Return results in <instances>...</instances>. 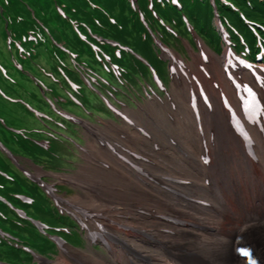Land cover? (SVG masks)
<instances>
[{
  "label": "rangeland",
  "instance_id": "rangeland-1",
  "mask_svg": "<svg viewBox=\"0 0 264 264\" xmlns=\"http://www.w3.org/2000/svg\"><path fill=\"white\" fill-rule=\"evenodd\" d=\"M132 1H134V0H132ZM98 3L104 7L108 5L106 0H99ZM214 25H218V29L221 31V34L223 37V39L221 38V40L219 42V46L221 47V51L218 52L217 55L213 54V52L205 46L203 41L200 40L198 37H196L194 34H193L194 41L189 40V38L182 37L181 35H177V38L180 40L182 45H178L172 39H170V41L168 40V42H170V44L168 43V46H166V47L164 45L160 44V46L164 49V51L163 50L162 51H156V55L158 57L160 56L163 59V60L162 59L161 60L164 61L163 62L164 64L162 65L161 68H159L157 66L156 67L152 66V67L155 69V71H157L158 77L160 79L165 78L164 74L162 73L163 72L162 70L165 71V68L168 70V78L169 79H168V81L167 80L165 81L166 90H163V91H159L156 88V86L154 87V85L152 84V81L150 79V75L144 70L145 68L143 69L141 67L142 65L139 64L135 60H133V63H132V66L134 67L133 73L128 72L127 69L125 67H123L122 65H120V68H122L123 70H121V71L115 70L114 71L117 75L119 73H121V75H118V76L120 78V81H122V80L124 81V84L122 82L121 83H119L118 81L116 82L110 76H108L107 73L103 69V64H101L102 68H97V67L92 66L90 64L88 66H84V68H86V69H84L83 72L91 73L92 76L95 77V79L98 80L100 83L104 84V83H106L105 80H107L114 87L118 86V85L121 87V89H118L115 87L114 90L112 91V93L115 95L117 100L114 99V97L109 94V96L112 97L110 99V101L113 103L112 105L115 106L119 111L122 110L121 112H124L125 110H129V111H139L140 112L139 109L141 107H144L142 113L136 112V115L139 117L141 123H143L145 126L152 129L151 130L152 136L155 133L153 131L154 126L150 123V121L148 122L149 118H152L153 113L155 111H158V110L163 111V110H165L167 105H170L169 107H171V111L176 112L177 115L175 116V123L173 125V129L168 130V131H163V133L166 135H169V136L170 135L176 136V137H178V139L173 143V146H167L163 152H160L159 150L153 151L151 149V140L148 141V140H144L142 138L140 139L139 137L136 138L134 135L137 136V134L132 132V131H134V128L123 125L124 120H122L120 117H115L114 115L112 116V114H110L109 112L102 110L103 109L102 104L95 102L94 99H96V100H98V99L96 97H93V94H89L86 92L87 97H85L84 92H83V86H78L77 87L78 89H76V92L80 94L79 99L82 102V104L86 105V107L92 112V114L90 115L89 112L84 113L80 108H74V107L69 108L70 112L77 114L78 117L83 119V120H80L79 124H76L77 125L76 127L71 128L72 131L63 130L62 127H60V125H59V122H58L59 120L54 119L53 116L50 114L52 112L46 111V117L44 118L45 115H43L42 107H39V109L33 110L32 107L35 106L36 102L41 103V105L45 109L48 106L45 103L44 96L37 94V91L35 88L31 89V86L35 87L34 81H38L41 84L46 85V84H51L50 80H48V77L51 79V81H58L59 80L57 75L49 73V71H53V70L49 69V66H52V64H54V62L52 61V64L49 63L47 61V58L45 55H44V57L39 58L37 61L40 63V65L42 67L46 68V71H41V70L37 71L34 68H30L29 70H27V74H28L27 78L32 83L30 85V87L29 86L27 87V89L23 88L21 77L17 74H16V76L14 75V77H16L17 80H21L20 86L22 88L20 90V86H16V94L14 91L15 88L5 87L4 86L5 82L0 81V97L2 99H4V100H2L0 98V102H2L4 105H7L9 109H14V112L16 113L14 118L12 119L14 121L12 126L16 127V120L17 119L22 120V123H20V125H23V124L29 125L28 123L33 122V119L30 117H26V114H24L21 110L11 108L12 106L8 105L10 103L7 100V99H9V96H16V100L18 102H20L21 104H23L28 109V111H30L29 109L34 111V112H31V111L30 112L33 114L35 121L32 123V125L27 127L35 135V137H34L35 139L33 141H36L39 137H41V138H43V141H46L49 143V146L52 149L56 148V150H57L56 152L59 154V159L56 161H53L49 158L43 157V155H41V154H38L37 157H38L39 162L42 158H45L49 162L60 165V167L63 168L64 170H57V171L54 170L56 172H52V173H50L48 171L46 172V170L53 169L50 164L49 165L43 164V166H41V163H38L39 164V167H38V166H35L32 162L24 160L19 155H18L19 157H16V163L19 164L23 168V170L30 171L34 177L40 176L41 178L46 179L47 183L56 185L60 189V190H58L57 194L59 196L63 197L64 199L68 198L65 200V202L67 204H68V202H71L72 204H74L75 207H77V208H74L71 206L72 207L71 209L73 210V212H76V213L80 212L82 214L81 215L82 220L88 219L90 222L99 221L106 226V228L110 231V233H112L118 237V238H116L115 241H112L108 237H103L105 240L111 242L113 249L110 251L106 247H104L102 242L97 241L95 243L89 244V242L85 238L87 236V232L80 225L78 226L76 221L75 222L66 221V223H60L56 219L58 216H61V215L60 214L58 215L55 213L56 209H55V206L53 205L51 199L49 197H47L43 193L44 191L41 189L43 192L41 190H39V191L42 194V198L39 197L38 195H35L34 197L36 198L37 206L41 207L43 209V213H37L36 211H34L30 207V208H28L29 214H28L27 220L30 223L38 222V223L45 225V227L48 228L47 233H45V236H44L42 233L36 232L34 229H31L29 227H27L24 230L16 229V230L12 231L13 234L16 231V240L18 239V237L22 238L21 241L26 244V246L31 251V253H29V252L23 253L20 251V257L19 258H11L10 259L8 257L10 255L7 254V252H11V249L8 248L6 245H3V247H0V263H2V264H36L37 263L36 256H38V257H42L46 260H52V262H54L55 264H101V263L102 264H104V263L105 264H131V260L136 261L139 264L140 263L146 264L145 262L140 260V257L138 255H134V257H133V255L130 253V251L122 248V244L119 243V239L121 241H123L124 243L129 244L128 245L129 247L133 248L138 253H141L144 256H145L144 252H150L151 251V249H145V250L140 249V247H142V244H144V243L153 245L154 243L157 244L160 242V244L161 243H163V244L167 243L166 244L167 246L169 243H171V240L168 241V239L159 240V239L153 237L154 239L150 240V239L144 237V234L146 233V230H147V226L144 225V222H146V221L150 222L148 220L151 217V212L147 211L145 209V207L142 206L144 209L143 210L140 205H137L139 208L133 209V205L131 204V202L124 200L122 198L121 194L119 193L118 188L116 186V181L114 180V177L116 176V174H120V176L123 178V181H120L121 185H127L129 182L141 184L144 187L143 196H146L147 191L151 190L153 192V194L159 198H160V196H162L163 198L166 196L171 197L170 193H166V194L161 193V191H165V190H167L168 187H170L171 192L175 193L177 195H179L181 192L186 195V192H187L188 198L192 199L193 201H195V200L199 201V198H201V197L196 196V195H191L195 191L196 186H198L200 188H205L204 184H206V183H205V180L200 176V168L196 165H191V164H186V163L181 162V159L184 158L185 151L189 148V145L185 142V138L188 136H192L199 131V127H198L197 122H196V120H198V119L195 120L194 117L190 114V113H192L191 110H193V109L192 108H190V109L184 108L181 105V103L188 106L189 105L188 99H192V98L202 99L201 96L200 95L197 96L196 93H194V92L191 93V91H190L189 92L190 95L188 97V91L185 90L182 93L183 95H181L177 92L176 89H174L175 92L172 95H170L171 96L170 101H167L164 104L157 105V103H156L157 101L155 102V104L153 103V105L149 104V102H150L149 98H152V100H154L155 97L159 96V99L166 101L168 98V94L172 93L174 83H175V77L178 75V77L176 79V83L178 82L176 84L177 86L179 85V83H181V84L185 85L186 88L193 89L194 91L195 90L198 91V89L202 88L204 90L203 93H205V95L202 97H205V96L207 97V94L209 95V97H207V101L204 102V103L208 102L206 104V106H208V107L210 106V104H209L210 98L212 100H213V98L214 99L217 98V100L219 102H221V100H222L221 109H223L226 106V104L223 102L224 97L222 96V92L224 91V94H226L225 88L229 87L228 89H230V87L232 86V81L230 79H228L227 76L226 77L224 76V74L228 70L227 68L231 69V68L235 67L236 70L240 71L239 74H241V76L244 73H248L249 75H251V74H253L251 72H254L255 69H258V68L264 69V61H259L258 58L256 60H254L253 62H249V64L247 65L248 68L245 66L243 68L242 65H240L243 63H241L238 60L239 56H237L238 62L235 61L234 60L235 56L232 53L233 51L229 52L226 49V48H228V46H227L228 45V37L225 36L224 31L221 28V25L216 20H214ZM1 26L2 25H1V18H0V30H1ZM0 36H1V33H0ZM215 47L213 49H215ZM2 48H3V38L0 37V50H2ZM205 49L208 52L206 54L205 53L202 54L203 50H205ZM225 51H228L230 53V55L232 56V58L230 60L227 59V61H225L226 62L225 64L222 63L223 65L222 64L220 65V62H218V61H219V59L221 61L223 60V58H220V57L225 54ZM164 52H170V53L176 54L177 56L182 58L185 63H187L189 65V66H185V68H187V71H188L187 78H185L186 76L183 77L184 73L182 70H180L179 67L176 66V68L172 69L174 63L172 62V60L170 58L165 56ZM260 54L264 56V49H262V52H260ZM215 57H217L219 59L215 60L214 59ZM64 58H68L69 66L74 69V65H75L74 60H72L68 56H66ZM62 61L64 62L63 59H62ZM0 62H2L3 64H6L2 60L1 52H0ZM106 63L108 64V62H106ZM238 63H240V64H238ZM177 68H179V69H177ZM88 69L91 70L92 72H89ZM1 70H2V72L7 74V76H5V77L3 76L4 78H6V77L9 78L8 75L10 73L13 74V71L8 70L4 65L1 67ZM258 70H259V72L257 73V75L262 76L261 79L264 81V71H262L260 69H258ZM111 75L113 76V78L115 80H117L116 76L113 73ZM241 76L240 75L238 76L239 80L242 79ZM252 76H254V75H252ZM217 77H219V79ZM238 77H236V78H238ZM100 78L104 79V82H102L100 80ZM9 79H10L9 81L13 80L11 78H9ZM91 80H93V78H91ZM153 80H155V79H153ZM63 81H64V83H66V85H64L62 82L61 87L62 86L63 87L60 89V92L67 95L66 91H65L66 90L65 86H67V84H69V83L66 79H64ZM82 82H83V85H86L88 88H90V85L87 84L84 80H82ZM238 82H239V84L241 83L240 81H238ZM148 83H150V85H148ZM151 85L155 88L157 94L154 93L153 90L150 88ZM98 87H100V86H98ZM248 89H249V87H248ZM39 90H40V88H39ZM50 90H52V89L50 88L48 91H50ZM19 91H20V93H19ZM40 92H41V90H40ZM100 92L104 94L105 90L103 88H100ZM238 94H239V97H241V92ZM67 96H69V95H67ZM89 96L92 97V99H90ZM184 96L186 98H185V100L182 101ZM48 97L50 99H53V95H51V94H48ZM33 98L36 99L35 103H33V101H32ZM74 99H76V98L74 97ZM5 100H7L8 103H6ZM60 102L65 103L64 100L63 101L61 100ZM172 103H174V105H175L174 109L172 108ZM246 105L247 106L249 105L248 102H246ZM243 107H244V105H243ZM0 108H2L1 103H0ZM225 108H227V107H225ZM99 110H102V112ZM216 111H217V106L213 105V110L211 112L206 110L207 113H205V112H203L204 114L201 113V120L200 121H201L202 128L204 131L211 124V122L215 119L214 113ZM37 112L40 114L41 118L44 119L43 122L36 121ZM244 113H246V112H244ZM254 113H256V111H254ZM74 114H71V115L76 116ZM143 114H145L146 116H144ZM226 114H224L225 118L227 117L226 124H225L227 126L226 132L228 131V133L230 132L232 135L234 134L235 141L238 140V142L240 143L241 149L239 148L240 151L235 150L233 152H229L228 150H226V151L220 152V154H219V160H221L220 161V163H221L220 170L217 172V174H215V176H213L215 178V179H213V183H214V186L216 187L214 189H219L220 193H222V195H220V196L222 197L224 195V197H225V203H223L222 200H219L220 204L223 207H222V212L219 213L218 217L219 218L224 217V218L229 219L227 224H226L227 226H223V228L220 230L222 234H224V232H226L225 230L227 228L234 227L233 225L235 223H237V225H239L240 221L248 220V218L252 217L255 213L264 212V185H263L264 183L262 182L263 179L254 178L253 175L251 174V172L257 173V171L253 170V168H252V166L254 165L255 162L256 163H260V162L264 163V157H263L264 154L259 155V159H256V155H255V157H248L246 155V153H244L243 142L240 138L243 136L242 131L239 130V126H237L235 123L232 122V118H234V116H232V114L229 113V111H227ZM97 115H99L101 118L97 117ZM262 116H264L263 113H262ZM4 117H6V119H7V116L4 115ZM240 117L242 120H245V117L243 114H241ZM257 118H258L257 121L260 123L261 129H264V126L261 124L262 121L260 120V116L258 115ZM56 120H58V121H56ZM81 121L83 123H87L89 126H92L93 129H94V127H100L104 131V133L107 134L105 137H103L105 139L102 140V143L100 145H98L101 148H98V146H97L98 140L95 139L93 136H91V138H92L91 142L92 143H90V140L87 139L88 134H86L85 127ZM8 122H9V120H8ZM108 123H111V124H108ZM113 123H115V124H113ZM54 125L56 126V128L53 127ZM85 126H87V125H85ZM120 126H123V127H120ZM107 128H111L110 133L106 130ZM140 128L141 127H136L137 130ZM53 129L55 130V132L53 131ZM118 130H122L123 132H118ZM64 131L67 134H69L74 139V142L77 143L78 145L74 146L73 144L71 145V144L66 143L63 140V138H66V136L64 135L65 134ZM54 133L55 134L57 133V135L60 136L59 140L57 138L51 136V134H54ZM131 135H133V136H131ZM123 137H125L127 140H123ZM133 137H135V139ZM106 138L109 141L110 140L117 141L116 143H120L121 141L119 139H121L126 144L128 143L129 145H131L130 147L134 148L135 150L138 149L140 151H143V150L146 151L148 157L154 158V156H155V158L153 160L154 162L152 160H150L148 162V164L152 163L151 165L153 167H148L147 173H149V176L155 181L156 187L150 189L145 185V182L144 183L140 182V181H143V178H145L146 176L140 178V176H137L136 174H130V175L127 174L125 172V168H126V166L127 167H129V166L124 162L121 164L119 161L114 159L113 155L110 152L109 153L111 154L112 159L114 161H116L117 164L119 165V167H121L122 169L119 168V170H118V169H116L117 167L115 166V167H112L111 172L109 171L110 173L95 169V168H97L96 164L92 160H89V156L87 155L88 153L85 154L83 152V150L87 149V151H90V152L92 151L91 153L93 156H95V155L98 156L99 154L100 155L108 154L107 152L102 150V148L105 149L103 142L108 141ZM116 138H119V139H116ZM257 140H259V141H257V143L261 142L260 139H257ZM211 141H212V139H209V142H211ZM209 142L206 143L204 141L199 140V145L201 147H204L205 151H206V149L211 151V149H209L211 147ZM245 148H246V146H245ZM255 149H256V147H255ZM94 150H96V152H94ZM209 153L210 152H208V154ZM256 153L257 152H255V154ZM53 154L55 155L54 150H53ZM224 154H225V156H224ZM241 155L244 156V159H241L242 158ZM171 156H173L175 158L173 164H170L168 162V160L166 161V159L168 157L170 158ZM220 156L222 157V159L220 158ZM98 157H100V156H98ZM216 159H218V156H216ZM223 159H225V161ZM234 160L237 162L234 163L235 162ZM205 162H206V160H205ZM124 164L126 166H124ZM60 167H59V169H60ZM167 167H170L171 170L168 171ZM255 168L259 169L258 167H255ZM82 169H86V170L81 171ZM228 170H229L230 174L228 173ZM107 173H109L110 175H105ZM227 173H228V175H226ZM68 176L70 177V179L74 180L75 182H76L75 176H77L76 179L78 178V183L68 181L66 179H65L66 180L65 181L63 179V177L68 178ZM263 176H264V172H262L259 175V177H263ZM229 177H230V179H229ZM20 178H22V175H21V173L17 172L16 173V179L18 182L20 181ZM127 178H129L128 181L126 180ZM135 178H136V180H135ZM171 179H173V180L174 179H182L185 181V185L187 187L186 186L182 187V185L175 184L173 181H171ZM227 179H228V181H227ZM258 180H260V181H258ZM81 181H83L87 185L86 187L89 186L88 187L90 189L89 192H87V193L84 192L85 186L80 185ZM148 181L150 183V186L154 183V181H151L149 179H148ZM188 181H191V182H188ZM18 182H16V185L20 184ZM193 182H194V184H193ZM261 182H262V184H261ZM25 183L28 185H32V184L34 185L35 184L34 182H32L29 179L26 180ZM77 184H78V186H77ZM62 186H65V187L67 186L66 189L69 188L70 191L66 192L64 189L60 188ZM91 188H94L95 190H97V194H98V192H100V195L96 196L97 194L96 195L91 194V195L86 196V194H89L91 192ZM193 188H194V190H193ZM159 190H160V193H159ZM207 193L208 192L206 191L204 196H206V200H209L208 198L211 195L209 193L208 194ZM228 193H232V195L229 196ZM16 196L17 197H27V198L33 199L32 196H30L26 193H19V194H16ZM196 197H199V198H196ZM82 198L86 199V201H88L89 203H92L91 205L96 204L97 206H99V208H104V209L112 208L115 211V213H121V214H119L118 217L123 218V219L120 221H116V220L110 221L107 217H104L103 215H100L99 213L89 211L88 209H85L86 208L85 206L83 207L82 205L76 204V201L82 202L85 204L86 202L83 201ZM173 200H174V202H176L178 199H173ZM241 203H243V207H239ZM7 205L12 210H15L16 212L22 211L23 213H26V210L19 204H16V209H14L12 205H9V204H7ZM182 205L185 206L186 209L184 207H182V208L184 211L187 210V214H185V215L183 214L181 216L179 214L178 215L176 214L175 216L172 215L170 217L171 218L174 217V219L178 220V221H180V220L185 221L186 220L189 223L191 221L192 227L189 229V236L190 237H193L194 234H196L195 232H197L198 237H199V235H202V233L200 234L197 231L198 230L197 228L203 227V225H201V222L208 224V225H212L213 223H217V220H216L217 215L214 212H212L211 210H209L210 204L207 203L206 201L203 200L202 204H198V205H192V204H186L185 205L182 202ZM61 206L64 207L63 203H61ZM260 206H262V208ZM212 207H213V205L211 206V209H212ZM112 209H110V210L112 212H114ZM225 209H227V210H225ZM120 210H122V211L119 212ZM46 211L49 213V215L46 214ZM175 212H177V211H175ZM83 213L84 214L88 213V215L85 216V215H83ZM148 213H150V215ZM125 215L129 216V218L124 219ZM61 217L63 218V216H61ZM127 219H130V220H127ZM131 220L137 221L140 224L139 226H135L136 231L129 229V228H123L121 225H119V224H122L124 226L125 225L128 226L130 224L135 225V223H131ZM178 221H176V222H178ZM263 221H264V218L262 217L260 219V221H258V223L259 222L263 223ZM253 224H255V222ZM167 225H170V224H167ZM64 226H66L70 230V233L67 232V228ZM199 226H202V227H199ZM263 227H264V225H263ZM257 228L258 227L256 225L250 226V229H252V231L257 229ZM218 230H219V227L217 228L216 231H218ZM206 231H214V230L208 229ZM102 232H105V231L102 230ZM215 232L211 233L210 236H204L203 238L199 237L200 241L201 242L204 241L203 243L206 242V246H207V244L209 243L208 239H210V237ZM2 234H9V232L5 228H3V226H1V224H0V239L3 240L4 238L2 237ZM227 234H229L228 229H227ZM133 235H134V237H136V240L130 239V237L133 238ZM49 237H57V238L63 240L64 242H67L68 244H70L72 246H76V248H78V249H76V248L72 249V247H70L69 245L62 244L61 246L64 245V247L67 251H78V252H81L84 256H86L85 254H87V256L94 254L96 256V259L88 260V259H84L81 257H74V259H72V258L67 256V254L65 253L63 248L61 250H59V253H58L57 245ZM127 238H129L136 245H139V246L138 247L133 246L132 245L133 243L131 244L128 241H126V240H129ZM139 242H141V244ZM209 244L213 245L217 249V245L213 241H210ZM193 246H196V243H194ZM153 248H156V247H153ZM220 249L221 248L218 247V250H220ZM196 252H199V250ZM200 252H203L204 254L200 253ZM200 252H199L200 254H202L204 256L208 255V257H209V254H207L208 251L206 250V248H205V250L200 249ZM184 253H185V251H177L175 248H173L170 252H168V253L166 252V256H165L166 261L164 260L163 262L165 264H176V262L173 259L180 257ZM2 254L4 256H2ZM195 254L199 255L198 253H195ZM148 255H150V254H148ZM26 256H30V259H25ZM122 258H125V260H123ZM146 258H148V257H146ZM209 259L214 264V262H213L214 259L213 258L211 259V256L209 257ZM8 261H12V262L9 263Z\"/></svg>",
  "mask_w": 264,
  "mask_h": 264
},
{
  "label": "trees",
  "instance_id": "trees-1",
  "mask_svg": "<svg viewBox=\"0 0 264 264\" xmlns=\"http://www.w3.org/2000/svg\"><path fill=\"white\" fill-rule=\"evenodd\" d=\"M98 1L99 0H0V18L2 25L0 33L4 39L6 38L7 32L12 36L9 49L13 50L14 57L25 70L28 68H34L33 62L42 49L43 51L48 52L49 59L53 61L58 60V62L62 64L61 67H63L64 64L59 57H66V54L57 45L61 42H65L70 49L78 52L79 57L82 56L83 58V56L87 54L90 57V65L101 68L100 63L94 58V53L91 51L88 44L89 41H92L100 47L102 46L107 53H110L115 62L125 67L130 73H133L134 69L132 66L133 60L137 61L150 75L151 81L152 75L149 72L150 69L148 65L161 68L164 64L156 55V51L159 49L154 43L152 34L161 37L160 41L164 45H168L167 43L170 44V42H168L170 39L174 40L178 45H182L177 38V35H181L182 37L189 38V40L193 41V35L187 27L184 16L187 17L188 23L191 25L196 36L205 42L210 48L216 46L215 49L217 52L221 51V47L219 46L221 38L214 25V19L216 18L215 12H217L218 18L223 24V27L227 30L236 49L241 51L243 48L248 47L247 57L251 60H253L255 52L259 49L257 45L258 40L255 35L264 43V0H213L214 4H212L211 0H178L181 8L173 5L170 0H152V9L148 7L150 0H138V5L144 13L143 15L146 24L141 21L138 13L130 7L128 0H106L108 5L105 7L99 4ZM57 7L62 9L65 14L64 17L58 13ZM159 18H162L164 23L160 22ZM73 22H75L76 25ZM245 22L256 24L257 26L254 28L256 33H253ZM74 27H78L79 30L86 35L87 41H83L78 37ZM166 27L171 28L176 34L168 30ZM30 34L35 37L34 40H28V35ZM93 36L117 41L123 46H128L132 52L140 55L146 60L148 65L137 58L133 53L124 50H120L121 56L116 57L113 53L114 48L110 44L105 42H103L104 44H100ZM13 40H16V43L20 42L23 46H29L26 48L29 50L28 56L24 51H20L17 48ZM0 52L2 59L9 64H4L8 70L15 71V74L21 77L26 76L23 71L16 69L8 59L6 56L7 51L4 53L0 50ZM57 64L58 63H56V66ZM56 66L54 70L58 74ZM162 71L165 77L164 81H168L167 69L165 68V71ZM68 74L72 76L75 81L80 83V86H83L85 97H87L86 92L93 94V97L98 99H94L95 102L102 104V107L107 110L99 96L86 85H83L82 79H80L79 75L70 72H68ZM10 75L12 77L14 76L12 74ZM109 76L117 82L111 74H109ZM14 79L9 81L10 79L4 78L0 72V81L5 82V87L15 88L14 91L16 94V86H20V82ZM25 80L29 85L32 84L27 77H25ZM63 80L64 79H62L63 84L66 85ZM118 82L124 84L123 80H119ZM99 86L100 87L93 85V87L99 91L100 88L107 89L108 87H110V90L112 91L115 87L121 89L119 85L112 87L102 83ZM51 87L55 93H59L63 86L61 87V85L57 86L53 84ZM65 87V91H69L79 98L80 94L72 91L69 85ZM21 88L22 87L20 86V90ZM32 88H35L37 94H39L36 85ZM65 98L67 104L77 107L69 97L65 96ZM5 102L8 103L7 100H5ZM0 103L3 108H0V137H2L3 141L8 144L9 149L13 153L22 155L30 160L32 159V161L35 160L33 161L34 163H38L36 162L38 160V154L53 161L59 159L56 154H53V150L55 152L57 151L56 148L51 150L43 149L36 143L37 140L33 141L35 139L34 134L25 137L9 130L7 127L19 128L25 125H20L22 120L17 119L16 127L12 126L14 123L12 119L16 114L14 109H8L7 105H4L2 102ZM11 108L21 110L28 117L32 118L33 122L35 121L33 114L28 111L23 104L17 103ZM46 108L48 109L47 111L52 112L58 118H62L56 114L51 107L47 106ZM4 115L7 116L9 122ZM43 120L44 119H36L38 122H43ZM40 162H42L41 165H43V163L49 161L47 159L43 160L42 158ZM17 172L21 173L12 162L0 152V196L5 198L6 201L10 202L14 207H16V204L21 205L26 210V214H29L28 208L30 207L37 213H43V209L37 206L36 198L34 197L35 195H38L42 198V194L39 191L41 189L35 184H26L25 181L27 179L22 173L21 175L23 179L20 178V181L18 182L16 179ZM5 174H7L8 177ZM16 182L20 184L16 185ZM19 193H26L32 196L33 201L30 204L23 203L15 196ZM46 214L49 215L47 211ZM56 219L60 223L70 221L68 218L64 219L59 216ZM0 224L14 238H16V231L14 234L12 231L16 229L24 230L29 227L36 232H39L32 223L27 219L19 217L16 212L2 201H0ZM18 239L20 242L17 243L18 245H21L23 243L21 241L22 238L18 237ZM3 240L0 239V247L6 245L11 249V252H7V254L10 255L8 256L10 259L19 258L20 251L26 253L23 249L13 246V242L9 243L5 239ZM2 256L4 255L2 254ZM25 259H30V256H26ZM8 262L10 263L12 261Z\"/></svg>",
  "mask_w": 264,
  "mask_h": 264
},
{
  "label": "bare ground",
  "instance_id": "bare-ground-1",
  "mask_svg": "<svg viewBox=\"0 0 264 264\" xmlns=\"http://www.w3.org/2000/svg\"><path fill=\"white\" fill-rule=\"evenodd\" d=\"M227 50L230 52L229 49H227ZM228 51H225V54L220 57V58H223L222 61L217 57H215L214 59L215 60L219 59L218 62H220V65L222 63L225 64L226 63L225 61H227V59L230 60L232 58V56L230 55V53ZM207 52L208 51L205 49V50H203L202 54H204V53L206 54ZM164 54L166 57L170 58L172 60V62L174 63L173 69L176 68V66L179 67L180 70H182L184 73L183 77L186 76L185 78H187L188 71H187V68H185V66H189V65L187 63H185L183 61V59L180 58L179 56H177L176 54H173L170 52H164ZM238 64H240V63H238ZM179 68H177V69H179ZM227 69L228 70L224 74V76L225 77L227 76V78L232 81V86L230 87V89H228L229 87L225 88L226 94H224V91L222 92V96L224 97L223 102L226 104L225 107H227V108L224 107L223 109H221L222 100H221V102H219L216 97H215L216 99L213 98V100L210 98V100H209L210 106L209 107L206 106L204 102L207 101V97H209V95L207 94V97L206 96L202 97L205 95V93H203L204 90L202 88L198 89V91L197 90L194 91L193 89L186 88V86L181 84V83H179V85L177 86L176 84L178 82L176 83V79H177L178 75L175 77V83H174L172 93L168 94V98L166 101H163V100L159 99L158 97H155L154 100H152V98H149V101H150L149 104L153 105V103L155 104L156 101H157L156 102L157 105L164 104L167 101H170V99H171L170 95H172L175 92L174 89H176L177 92L181 95H183L182 93L186 90V91H188V97L190 95L189 92L191 91V93L194 92V93H196L197 96L200 95L202 98V99H197V101L188 99L189 100L188 106L181 103V105L184 108H188V109H190V108L195 109L196 108V109H198V113H196L195 115H194L193 110H191L192 113H190V114L194 117L195 120L198 119V120H196V122H197V125L199 127V131L196 134H194L192 136H188L185 138V142L189 145V148L185 151L184 158L181 159V162L198 166L200 168V176L205 180V183H206V184H204L205 188H200V187L196 186L195 191L191 195L199 196L204 201H206L207 203L210 204L209 210H211L212 212H214L217 215V219H216L217 223H213L212 225H208V224L201 222V225H203V227L199 226L202 228H197L198 229L197 231L200 234L202 233V235H199V237L203 238L204 236H210V234L215 232L217 230V228L219 227V230L216 231L210 237V239H208L209 243H210V241H213L217 245V249L213 245H210L209 243L206 246V242L205 243H203L204 241L201 242L199 237H198L197 232H195L196 234H194L193 237L189 236V229L192 227L191 221H190V223L187 222L186 220L185 221L184 220L178 221V220H175L174 217L173 218L170 217L172 215L175 216L176 214L177 215L179 214L180 216L183 214L184 215L187 214V210H185L186 211L185 212L182 208V207L185 208V206L182 205V202L185 205L186 204L198 205V204H202L203 200L201 198L196 197V198H199V201L198 200L193 201L192 199L188 198L187 192H186V195L182 192L179 195H177V194L171 192L170 187H168L167 190H165V191H161V193L162 194L170 193L171 197L166 196L163 198L162 196H160V198H159V197L155 196L151 190H148L147 195L143 196L144 187L141 184L129 182L127 185H121L120 181H123V178L120 176V174H116V176L114 177V180L116 181V186L118 188L119 193L121 194V196L124 200L131 202V204L133 205V209L139 208L137 205H140L142 209H143V207H145V209L147 211L151 212V217L148 220L150 222H147V221L144 222V225L147 226V230H146V233L144 234V237H146L150 240L154 239L153 237H155L159 240H166V239H168V241L171 240V243H169L168 246L166 245L167 243H164V244L161 243L160 244V242L157 244L154 243L153 245H150L147 243L142 244V247H140L141 250L142 249H144V250L145 249H151L150 252H144L145 256L149 258L148 259L143 254L138 253L136 250L129 247L128 246L129 244H126L119 239V243L122 244V248L130 251V253L133 255V257H134V255H138L140 257V260L145 262L146 264H165L163 261L165 260L166 252L167 253L170 252L173 248H175L177 251H185V253L182 254L180 257L173 259L176 262V264H213L212 261L209 259L210 256H211V259L212 258L214 259L213 260L214 264H246L247 258L240 256L236 251L237 248L243 247V246H250L253 250L252 255L255 259L258 260V264H264V227H263L264 221H263V223L262 222L258 223V221H260V219L262 217L264 218V214H263L264 212L255 213L252 217L248 218V220H244V221H240V222L238 221L239 225H237V223H235L233 225L234 227L227 228L229 230V234H227V229L225 230L226 232H224V234H222L220 231L223 228V226H227L226 224H227L229 219L224 218V217H222V218L218 217L219 213L222 212V207H223L220 204L219 200H222V202L225 203V197H224V195L222 197L220 196V195H222V193H220L219 189H214L216 187L214 186V183H213V179H215L213 176H215V174H217V172L220 170V165H221V163H220L221 160H219L220 152L226 151V150H228L229 152H233L235 150H239V148H240V143L238 142V140L235 141L234 134L232 135L230 132L229 133H228V131L226 132L227 126L225 124H226L227 117L225 118L224 114H226L227 111H229V113H231L232 116H234V118H232V122L235 123L237 126H239V130L242 131L243 136L251 133L252 141H251V143L246 144L245 146L250 147L252 142L255 143L256 149L252 153V154H254V157L256 155V159H259V155L264 154V129H261L260 123L257 121V119H258L257 117L259 115L260 120L262 121L261 124L264 126V116H262V113L264 114V81L261 79L262 76L257 75V73L259 72L258 69H260L262 71H264V69L258 68V69H255L254 72L250 71L253 74L249 75L248 73H244V74H242V76H241V74H239L240 71L236 70L235 67H233L231 69L230 68H227ZM238 74L242 77V79L239 80ZM252 75H254V76H252ZM219 77H217V78L219 79ZM236 77H238V78H236ZM238 81H240L241 83L239 84ZM247 86L249 87V89ZM240 92H241V97H239V94H238ZM185 98L186 97L184 96L182 101L185 100ZM245 101L248 102V104H249L248 106L246 105ZM206 103H208V102H206ZM213 105L217 106V111L214 113L215 119L211 122V124L204 131L202 128L201 121H200L201 120V113H203V112L207 113L206 110L211 112L213 110ZM243 105H244V107H243ZM169 106L170 105H167V107L163 111H159V110L155 111L153 113L152 118H149L148 122L150 121V123L154 126L153 131L155 133L153 134V136L151 133L152 129L145 126L143 123H141L139 117L136 115V112H139V111L125 110L124 112H122V114L124 115V118H125V119H123L124 120L123 125L134 128V131H132V132L137 134V136L134 135L136 138L139 137L140 139L142 138V139L148 140V141L151 140V149L153 151L159 150L160 152H163L167 146H173V143L178 139V137H176V136H172V135L169 136V135H166L163 133V131H168V130L173 129V125L175 123V116L177 115L176 112L171 111V107H169ZM143 108L144 107H141L139 109L140 110L139 113H142ZM172 108L173 109L175 108L174 103H172ZM254 111H256V113H254ZM244 112H246V113H244ZM241 114L244 115L245 120L241 119V117H240ZM143 115L146 116L145 114H143ZM125 120H128V121H125ZM108 124H111V123H108ZM113 124H115V123H113ZM83 125L85 127L86 134H88L87 139L90 140V143H92L91 142L92 141L91 136H93L95 139L98 140L97 146L100 145L102 143V140L105 139L103 137H105L107 134L104 133V131L100 127H94V129H93V127L89 126L87 123H83ZM85 125H87V126H85ZM120 127H123V126H120ZM136 127H141V128L137 130ZM111 128H107L106 130L110 133ZM122 130H118V132H123ZM131 136H133V135H131ZM135 137H133V138L135 139ZM116 139H119V138H116ZM209 139H212V141L209 142ZM257 139H260L261 142L257 143V141H259ZM119 140L121 141L120 143H116L117 141H112V140H110V141L108 140L107 142H103L105 149L102 148V150H104L108 154H102V155L99 154L98 156H100V157H98L95 154L94 155L96 157L93 156L91 153L92 151L91 152L87 151V149L83 150V152L85 154L88 153L87 155L89 156V160H92L96 164L97 168H95V169L102 170L104 172H109V171L111 172L112 167H115V166L117 167L116 169H118V170H119V168H121V167H119L117 162L112 159L111 154L113 155V158L116 159L117 161H119L121 164L123 162L126 163L125 161L128 160L129 162L134 163L136 166L138 165L137 167H138L140 173H138L136 170H133L131 167H127L124 164V166H126V168H127V169L125 168V172L129 175L130 174H136L137 176H140V178L146 176L145 178H143V181H140V182H143V183L145 182V185L150 189L155 188L156 187L155 181L149 176V173H147V168L153 167L151 165L152 163L148 164V162L150 160L153 161L155 156H154V158L148 157L146 151H144V150L140 151L138 149L135 150L134 148L130 147L131 145H129L128 143L126 144L123 141V140H127L125 137H123V140H121V139H119ZM199 140L204 141L206 143L209 142V144L211 146L209 149H211V151L206 149V151H207L206 152L204 147H201L199 145ZM98 148H101V147L98 146ZM94 152H96V150H94ZM208 152H210V153L208 154ZM255 152H257V153L255 154ZM245 153L249 157L250 153L249 152H245ZM119 156H121L123 159L126 158V159H124L125 161L120 159ZM216 156H218V159H216ZM224 156H225V154H224ZM241 156H242L241 159H244V156L243 155H241ZM220 158L222 159L221 156H220ZM167 160L170 164H173L175 158L173 156H171L170 158L168 157L166 159V161ZM205 160H206V162H205ZM223 160L225 161V159H223ZM236 162L237 161H235L234 163H236ZM126 164L128 165V163H126ZM255 167H258L260 170L256 169ZM252 168H253V170L257 171V173L251 172L253 177L257 178V179H263L262 182L264 183V176L259 177V175L262 172H264V163L263 162H260V163L255 162L254 165L252 166ZM167 169H168V171L171 170L170 167H167ZM84 170H86V169H82L81 171H84ZM109 173H107L105 175H110ZM228 173H229V170H228ZM228 173L226 175H228ZM76 177L77 176H75V180L78 183V178L76 179ZM63 179L75 182L74 180L70 179L69 176H68V178L63 177ZM148 179L151 181H154V183L151 186H150ZM229 179H230V177H229ZM126 180L128 181L129 178H127ZM135 180H136V178H135ZM171 181H173L175 184L182 185V187L186 186L185 181L182 179H174V180L171 179ZM227 181H228V179H227ZM258 181H260V180H258ZM188 182H191V181H188ZM262 182H261V184H262ZM193 184H194V182H193ZM80 185L85 186L84 187L85 193L90 191V189L88 188L89 186L86 187L87 185L83 181L80 182ZM77 186H78V184H77ZM193 190H194V188H193ZM206 191L211 195L208 198L209 200H206V196H204ZM159 193H160V190H159ZM91 194L96 195L97 190H95L94 188H91V192L89 194H86V196L91 195ZM98 195H100V192H98V194L96 196H98ZM228 195L231 196L232 193H228ZM82 199H83V201L86 202L85 204L82 202H78V201H76V204L82 205L83 207L85 206L86 207L85 209H88L89 211H92L95 213H99L100 215L107 217L110 221H113V220L120 221L123 219V218L118 217L119 214H121V213H115V211L112 208H108V209L99 208V206H97L96 204L91 205L92 203H89L84 198H82ZM173 199H178V200L176 202H174ZM62 203H63L66 211H68L69 213H71V215L76 217V219L79 222H82L81 226L87 232V239L89 240V244H91L90 243L91 239H93L95 241L102 242L104 247H106L109 251L113 249L111 242L105 240L103 237H108L112 241H115L116 238H118V237L116 235L110 233V231L106 228V226L103 223H101L99 221L90 222L86 218H85L86 220H82V218H81L82 214L80 212L79 213L73 212V210L71 209L72 207L77 208L74 206V204H72L71 202H68V204H69L68 205L65 201ZM212 205H213V207L211 209ZM239 207H243V203H241ZM260 207L262 208V206H260ZM110 209H112L114 212H112ZM225 210H227V209H225ZM121 211L122 210H120L119 212H121ZM175 211H177L178 213ZM148 214L150 215V213H148ZM125 218H129V216L125 215L124 219ZM127 220H130V219H127ZM132 220H131V223H135V225H131V224L128 226H126V225L124 226L122 224H119V225H121L123 228H129V229L136 231L135 226H139L140 224H139V222L132 221ZM176 221H178V222H176ZM88 222L90 224H93L94 227L91 228L90 224ZM254 222H255V224H253ZM167 224H170V225H167ZM251 225L252 226L256 225L258 228L252 231L253 228L250 229ZM99 226H100V228H99ZM102 229H104L105 232H102ZM208 229L214 230V231H206ZM238 237L242 238V239L238 240ZM127 239H129V238H127ZM130 239L136 240V237H134V235H133V238L130 237ZM130 239L126 240V241H128L131 244L133 243L132 245L135 247L139 246V245H136ZM139 243L141 244V242H139ZM194 243H196V246H193ZM153 247H156V248H153ZM218 247L221 249L218 250ZM62 248L65 251V253L67 254V256L72 258V259H74V257H81V258L88 259V260L96 259V256L94 254L88 255V256H87V254H85L86 256H84L81 252H78V251H67L65 249L64 245L60 247V249H62ZM205 248L208 251L207 254H209V257H208V255L204 256V255L200 254V253L204 252V251L200 252V249L205 250ZM198 250L200 253L196 252ZM195 253H198L199 255H196ZM148 254H150V255H148ZM122 259L125 260V258H122ZM49 264H55V263L51 262ZM131 264H139V263L131 260Z\"/></svg>",
  "mask_w": 264,
  "mask_h": 264
},
{
  "label": "clouds",
  "instance_id": "clouds-1",
  "mask_svg": "<svg viewBox=\"0 0 264 264\" xmlns=\"http://www.w3.org/2000/svg\"><path fill=\"white\" fill-rule=\"evenodd\" d=\"M129 1V3H130V7L135 11V12H137L138 13V15H139V17H140V19H141V21L144 23V24H146L145 22V18H144V13L142 12V9H140L139 8V5H138V0H134V1H132V0H128ZM170 2L173 4V5H175V6H177L178 8H181V5H180V3L178 2V0H170ZM148 7L150 8V9H152L153 8V6H152V0H150L149 1V5H148ZM57 11H58V13L62 16V17H64L65 16V14L63 13V11H62V9L60 8V7H57ZM113 19V18H112ZM159 20H160V22H162V23H164V21L162 20V18H159ZM74 24H75V22H73ZM76 25V24H75ZM147 26V25H146ZM74 29H75V31L77 32V35H78V37L81 39V40H83V41H87V37H86V35L84 34V33H82L80 30H79V28L78 27H74ZM89 29V28H88ZM152 34V33H151ZM1 38H3V42H5V43H3V48H2V50L1 51H3L4 53L7 51V54H6V56L8 57V59L12 62V64L15 66V68L16 69H18V70H20V71H23V73L26 75V76H24V77H21V80H22V85H23V88L24 89H27V87L29 86L30 87V85L28 84V82L25 80V77H27V70H29L30 68H28L27 70H25V69H23V67H22V65L16 60V58L14 57V54H13V50L12 49H9L10 48V45H11V35L7 32V35H6V38L4 39V37L1 35L0 36ZM94 38H96V40H98L99 41V43L100 44H104L103 42H105V43H107V44H110L113 48H114V50H113V53H114V55L116 56V57H120L121 56V51L120 50H124V51H126V52H131V53H133L137 58H139L140 60L141 59H143L140 55H138V54H136V53H134V52H132V50L128 47V46H123V45H121L119 42H117V41H112V40H108V39H102L101 37H96V36H93ZM152 37H153V39H154V43H155V45H156V40H159V39H161V37H157L155 34H152ZM35 39V37L32 35V34H30V35H28V40H34ZM24 40H25V38H24ZM23 40V41H24ZM14 42H15V44H16V46H17V48L20 50V51H24L26 54H27V56H28V53H29V50H27L26 48H28L29 46L28 45H21L20 44V42H17L16 43V40H13ZM160 41V40H159ZM7 43V44H6ZM160 43H162L161 41H160ZM89 46H90V48H91V51L94 53V58L96 59V61L98 62V63H100V65H101V63L102 62H104V59H106L105 57L106 56H108L109 57V60L112 62V63H114V64H117L119 67H120V65L117 63V62H115L114 60H113V58H112V56L110 55V53H107L103 48H102V46L100 47L99 45H97L95 42H92V41H89ZM163 44V43H162ZM7 45V46H6ZM63 51H64V53L66 54V56H68V57H70L72 60H74V63H75V65H74V69L73 68H71L70 66H69V60H68V58H64V57H59V59L61 60V62L64 64V66L63 67H61L62 66V64H60L59 62H58V60H56V61H53V60H51V59H49V57H48V52H45V51H43V49L42 50H40V52H39V54H38V56H37V58L35 59V61L33 62L34 64H33V67H34V69H36L37 71H46V68L45 67H42L41 65H40V63L37 61L39 58H42V57H44V55L46 56V58H47V61L49 62V63H51L52 64V61L54 62V64H52V66H49V69L50 70H53V71H49V73L50 74H55V75H57L58 76V81H51V79L48 77V80H50V82H51V84H46V85H43V84H41L40 82H38V81H34L35 82V85L37 86V90H38V93H39V95H42V96H44V100H45V102L48 104V106L49 107H51V109L56 113V114H58V112L57 111H60V110H62V111H66V112H68V113H70V114H74V113H72V112H70L69 111V108H71V107H73L72 105H69V104H67L66 103V101H65V96L66 97H69L73 102H74V100L71 98V96L70 95H73V96H75L73 93H70L69 91H66V94L67 95H69V96H67V95H65V94H63L62 92H60L59 91V93H55L53 90H50V91H48L50 88L51 89H53L51 86L53 85V84H55V85H57V86H60V85H62V79H66L67 81H68V83L69 84H67V86L69 85V87L72 89V86H71V82H77V81H75V79L72 77V76H70L69 74H68V72H70V73H74V74H76V75H79V77H80V79H81V77H82V75L84 74V72H83V70L84 69H86V68H84V66H88L90 63H89V61H90V57L86 54V55H84L83 56V58H82V56L81 57H79V53L78 52H76V51H74V50H72V49H70L68 46H67V44L65 43V42H61V43H59V44H57ZM164 45V44H163ZM157 46V45H156ZM6 47V48H5ZM13 54V55H12ZM10 55H12V56H10ZM62 59L64 60V62L62 61ZM3 60V59H2ZM4 61V60H3ZM146 61V60H145ZM5 62V61H4ZM6 63V62H5ZM56 63H58L57 64V66H56ZM4 64L2 63V62H0V72L2 73V75L5 77V76H7V74L6 73H4V72H2V70H1V67L3 66ZM5 65H9V64H5ZM55 66L57 67V72H58V74L55 72V70H54V68H55ZM102 68V67H101ZM89 70V69H88ZM11 71H13V70H11ZM10 72V71H9ZM48 72V71H47ZM10 74H12V73H10ZM8 75L9 76V78H11V79H14V80H16V81H18V82H20V85H21V80H17L16 79V77H12L11 75ZM12 75H15L16 76V74H15V71H13V74ZM6 78H8V77H6ZM24 78V79H23ZM47 80V81H48ZM100 80L102 81V82H104V79H102V78H100ZM39 85H38V84ZM95 83L96 84H94V85H96V86H99L100 84H102V83H100L98 80H96L95 79ZM104 84H106V83H104ZM107 86H112V87H114L113 85H108V84H106ZM39 88H40V90H41V92H40V90H39ZM31 89H32V86H31ZM104 90H105V94H107L108 96H109V94L110 95H112L113 97H114V99H116V97H115V95L112 93V90H110V87H108L107 89L106 88H103ZM91 90H93V89H91ZM48 91V92H47ZM72 91H74L73 89H72ZM94 92H96V89L94 88V90H93ZM99 91V90H98ZM48 94H51V95H53V99H50L49 97H48ZM90 97V96H89ZM110 97V96H109ZM65 98V99H64ZM75 98H77L76 96H75ZM110 98H112V97H110ZM90 99H92V97H90ZM10 103H9V105H11L12 107L13 106H15V104H17V103H20V102H18L17 100H16V96H9V99H7ZM65 101V103H63V102H60V101ZM77 100H78V103L76 102H74L76 105H77V107H74V108H80L84 113H86L85 111L86 110H89L87 107H86V105H84V104H82V102L79 100V98H77ZM32 101H33V103H35L36 102V99H32ZM102 101V100H101ZM39 107H42V109H43V115H45L46 116V111L48 110L47 108L45 109V108H43V106L41 105V103H39V102H36V104H35V106H33L32 107V109L33 110H35V109H39ZM103 108V107H102ZM9 109V108H8ZM31 112H34L33 110H31V109H29ZM90 111V110H89ZM99 111H101V110H99ZM49 112V111H48ZM91 112V111H90ZM52 116H53V118L54 119H58L59 120V118L55 115V114H52V113H50ZM59 115V114H58ZM74 115H76V117H78L77 116V114H74ZM60 116V115H59ZM87 116V115H86ZM98 116V115H97ZM26 117H28L27 115H26ZM37 118L38 119H40V117H38L37 116ZM45 118V117H44ZM78 118H80V117H78ZM41 119H43V118H41ZM58 120H56V121H58ZM61 122H62V124H63V126H62V124L60 123L59 125H60V127H62V129L63 130H69V131H72L71 130V128H68V127H66V123H67V121L66 120H60ZM66 121V122H65ZM2 123H4V122H2ZM29 125H25V126H22V127H19V128H11V127H7L9 130H11L12 132H14V133H16V134H19V135H23V136H27V135H31V134H33L32 133V131L30 130V129H28L27 128V126H30V125H32V123L30 122V123H28ZM53 127H55L56 128V126L54 125ZM59 127V126H58ZM54 128V129H55ZM53 129V131H55ZM65 132V131H64ZM65 134H67L66 132H65ZM56 134L54 133V134H51V136L52 137H54ZM1 136H2V134H1ZM58 140H59V138H57ZM67 139H71V137H68V136H66V138H63V140L66 142V143H68V144H71L72 145V143H71V141L72 140H67ZM43 141V138H39V139H37V141H36V143L40 146V147H42L43 149H44V147L41 145V142ZM46 150V149H45ZM0 152L4 155V156H6L11 162H12V164L20 171V165L19 164H17L16 163V157H21V158H23L24 160H26V161H29V162H32L35 166H38L39 167V164L38 163H42V162H39L38 160L36 161V162H38V163H34L33 161H35V160H33L32 161V159L30 160V159H27V158H25L24 156H22V155H19L18 156V154H15V153H13L10 149H9V146H8V144L7 143H5L4 141H3V139H2V137H0ZM43 160H45V158H43ZM43 164H47V165H51V167L53 168V169H50V170H46V172L48 171V172H50V173H52V172H56L57 170H63V168H61L60 167V165H54V164H52L51 162L49 163V162H47V163H43ZM41 166H43V165H41ZM59 167H60V169H59ZM54 170H56V171H54ZM21 172V171H20ZM5 175H7V174H5ZM7 177H8V175H7ZM25 177V176H24ZM38 177V176H37ZM26 178V177H25ZM42 191V190H41ZM43 192V191H42ZM16 196V195H15ZM20 201H21V199L19 198V197H17ZM0 201H2V202H5V203H7V204H9V205H12L10 202H8V201H6V199L5 198H3L2 196H0ZM13 208L14 209H16V207H14L13 206ZM14 212H16L15 210H13ZM17 214H18V216L20 217L21 215H20V213H21V211H17L16 212ZM2 237L6 240H9V241H12V240H14L15 238L14 237H12L10 234H2ZM240 239H242V238H239L238 237V240H240ZM236 251H237V253L240 255V256H242V257H245V258H247V261H246V264H258V260L257 259H255L254 257H253V255H252V252H253V250H252V248L250 247V246H243V247H239V248H237L236 249ZM2 264V263H1Z\"/></svg>",
  "mask_w": 264,
  "mask_h": 264
},
{
  "label": "water",
  "instance_id": "water-1",
  "mask_svg": "<svg viewBox=\"0 0 264 264\" xmlns=\"http://www.w3.org/2000/svg\"><path fill=\"white\" fill-rule=\"evenodd\" d=\"M1 264V263H0Z\"/></svg>",
  "mask_w": 264,
  "mask_h": 264
}]
</instances>
